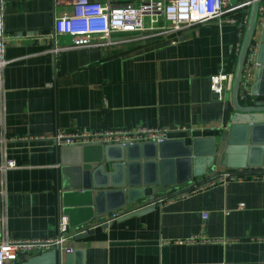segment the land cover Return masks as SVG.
I'll return each instance as SVG.
<instances>
[{"label":"crops","instance_id":"crops-1","mask_svg":"<svg viewBox=\"0 0 264 264\" xmlns=\"http://www.w3.org/2000/svg\"><path fill=\"white\" fill-rule=\"evenodd\" d=\"M4 3L3 31L22 39L6 46L0 71V165L12 160L17 166L0 172V238L7 232L14 239L55 240L65 217L70 234L95 226L92 234L64 244L63 252L74 249L64 252L63 263L71 255L67 264H264V181L193 187L245 165L232 154L231 168L218 165L211 173L194 154L205 153L213 139L220 153L227 147L230 112L225 99L212 93L211 78L237 56L239 28L211 20L148 40L119 35L114 40L123 42L116 46L69 49L71 38L55 35L56 19L70 11L65 6L55 0ZM138 127L170 131L163 158L143 173L158 184L143 190L156 196V209L96 226L109 218L99 219V191L86 188V173L95 170L105 147L56 146L54 139L60 132ZM184 146L191 155H183ZM192 236L222 242L165 244ZM34 255L21 256L17 264Z\"/></svg>","mask_w":264,"mask_h":264},{"label":"built area","instance_id":"built-area-1","mask_svg":"<svg viewBox=\"0 0 264 264\" xmlns=\"http://www.w3.org/2000/svg\"><path fill=\"white\" fill-rule=\"evenodd\" d=\"M233 0H139L138 4H102L92 0H55L56 5L65 6L70 11L55 21V35L71 38L69 49H80L90 46H116L122 40H114L116 36H132L128 41H143L169 33H177L187 30L211 20H219L220 23L230 24L239 28L241 37L244 34V26L249 19L251 0H246L241 6L231 8ZM230 7V8H229ZM5 13L4 0H0V71L5 67L3 59L5 48L13 41H21L20 36H9L3 31V19ZM242 13L241 17H236ZM264 15V0H260V17ZM259 19V22L261 21ZM258 22V24H259ZM99 42V43H98ZM241 44L237 49V55ZM258 45L253 44L246 61L242 93L248 98H253L252 84L254 70L257 66ZM235 69V68H234ZM234 69H223L211 78V91L219 101H224L233 87ZM184 131V129H182ZM170 131L165 128L138 127L131 129L86 131L75 130L60 132L54 141L56 146L85 147V146H109L120 145L122 147L133 146L142 143H164L169 139ZM16 163L5 160L0 165V172L15 169ZM247 180L264 181V170L227 171L217 174L212 180L206 181L202 186L194 187V190L215 185L216 183L228 184L229 182H243ZM3 194V192H0ZM130 211L122 214H114L108 221L117 220ZM204 214L203 218L207 219ZM103 223V224H104ZM102 225V223L100 224ZM95 226L84 227L74 234L68 231V221L60 218L59 236L51 241L20 240L11 238L7 232L0 238V264H16L21 256L29 254H41L49 251L51 247L62 245L82 234H87ZM222 242L209 240L204 236H192L186 240L166 242L186 244H208ZM66 254H73L74 249H65Z\"/></svg>","mask_w":264,"mask_h":264},{"label":"water","instance_id":"water-1","mask_svg":"<svg viewBox=\"0 0 264 264\" xmlns=\"http://www.w3.org/2000/svg\"><path fill=\"white\" fill-rule=\"evenodd\" d=\"M260 18V0H251L249 19L244 26L243 39L234 69L233 87L224 98L225 110L230 112V135L227 140V147L223 153H220V147L215 144V139H213L209 141L210 146L206 148L205 153L200 154L196 150L194 151V154L199 155L195 156L198 157L195 161L203 163L210 169L211 173L215 171L218 165L222 168H231L234 165L231 162L233 160L231 159L232 154H236L240 156V159L245 160L244 166L242 164L241 168L234 167L233 169L264 170V25L261 44L258 45L257 66L254 71L255 81L251 93L258 100L253 104L245 103L249 101V98L244 96L241 90L246 61L253 45ZM262 20L264 24V15ZM166 144L167 141L161 144L149 142L127 147L120 145L105 147V154L98 162L95 170L92 173H86V188L99 191L95 205L100 220L105 215L110 219L114 214L128 206H135L136 208L119 219L141 216L156 209L158 203L156 196H144L143 190L144 188H155L158 184L156 181L147 182L143 173L147 165L156 166L158 159L163 158V150ZM184 150V156L191 155V148L184 146ZM106 164H110V167H105ZM105 170L107 171L105 172ZM203 182L195 184L193 187ZM175 189L178 188L175 186ZM136 193L138 195L133 197V194ZM144 199H148L149 202L142 206H136L138 202ZM103 223L102 226L105 228L107 223ZM100 224L101 222L96 226ZM93 232L94 229H91L89 233L82 234L77 238H83ZM70 257L71 255L65 257L66 262L63 263V247L57 245L51 247L49 251L32 256L23 264H67Z\"/></svg>","mask_w":264,"mask_h":264},{"label":"trees","instance_id":"trees-1","mask_svg":"<svg viewBox=\"0 0 264 264\" xmlns=\"http://www.w3.org/2000/svg\"><path fill=\"white\" fill-rule=\"evenodd\" d=\"M241 15H243L242 13H239L236 17H241ZM236 62H237V56L233 58V60L231 62H229L228 64V69L229 70H232L235 68V65H236Z\"/></svg>","mask_w":264,"mask_h":264},{"label":"rangeland","instance_id":"rangeland-1","mask_svg":"<svg viewBox=\"0 0 264 264\" xmlns=\"http://www.w3.org/2000/svg\"><path fill=\"white\" fill-rule=\"evenodd\" d=\"M246 0H240L238 3L235 2L234 0L232 1V7L231 8H235L238 6H241L243 3H245ZM230 8V7H229Z\"/></svg>","mask_w":264,"mask_h":264}]
</instances>
